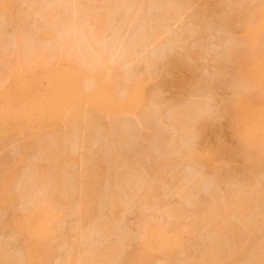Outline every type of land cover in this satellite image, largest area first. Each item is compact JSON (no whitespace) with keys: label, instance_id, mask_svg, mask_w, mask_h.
I'll list each match as a JSON object with an SVG mask.
<instances>
[{"label":"rangeland","instance_id":"obj_1","mask_svg":"<svg viewBox=\"0 0 264 264\" xmlns=\"http://www.w3.org/2000/svg\"><path fill=\"white\" fill-rule=\"evenodd\" d=\"M59 1L60 2L58 3V1H56V0L55 1L54 0H11V2H12V9L11 10L13 11V13H12V11H11V13L14 14V12H15V15H12L11 13L6 14V15L5 14L0 15V18H1L0 19V85L2 84L3 77L10 70L11 66H9V65L12 64L11 61L13 60V62H14L16 59L14 57H17L18 45L20 44L19 46H21V49H23L24 47L27 46L26 48L23 49V50H26L25 52H28L29 50H30V52H32L33 50L31 51V47L34 49L40 48L38 42H40V40H42L40 38H41L44 30L46 29L47 17L51 14V12L57 13V10L59 8H61V10L59 9L60 14H61V12L64 13L66 11V10L64 11V9H66V8L69 9L70 5H71V7H73L72 5H73L74 1L79 2V0H69V1L66 0V1H64L65 2V4H64V2H62L63 0L62 1L59 0ZM67 1H68V3H70V2H72V3H70L69 6H65V5H68ZM139 1L140 0H117V1L113 0V1H111L112 2L111 3V2H109V0H80L81 3H83L84 5L85 4L87 5L86 8H89L90 13L91 12L94 13V11L96 9H97V11H95V12H97V13L99 12L98 14L103 13L102 14L103 17L99 15V17H101V19L103 18L102 22L103 21L104 22L109 21L107 24H105L106 25V29H105L106 31H105V33H103V35H104L103 39L105 42L104 46L107 47L106 50L107 49H108L107 51L113 50V52H111V51L110 52L106 51V52L109 54L112 53V54H110V56H112V58L111 57L110 58L112 61L111 64L114 65L113 67L116 69V71H115L117 74L116 77H118L119 80L121 79L123 82L127 81L126 79H128V80H130V79H135V80L143 79V80H145L144 90H145V88L147 89V90H145V92L147 91V93H148L147 98L149 100L146 99V100H148V102L145 104L146 106H144L139 111L133 113L134 115L133 114L132 115H130V114L126 115L119 122H116L112 118L111 119L110 118H104L102 120V122L100 123V125H98V126L96 125L97 127H94L95 130L93 129V131H91L93 134L91 132H90L91 134L90 133L88 134V136H92V137L89 138L87 136V134L85 135L86 137L84 136L86 140H82L80 138V136H78L77 134L76 135L78 138H76V136H73L75 134L73 132V127H71V125L68 126V127H70L69 132L67 131L68 127H66V133H68V135H67L68 137H67V140H65V142H66V145L68 144V146L65 145V142H64V146H66L67 147L66 149H68V147H70L71 145H73L74 147H76V145H78L77 149H74L73 146L70 147V148H72V150L73 149L75 150V155H73L74 154L73 151H72L73 154L71 153V149L68 150V151H70L69 154L74 156L76 158L75 160H79V159L82 160L83 158H85L87 160L89 157V159L87 161L85 159L83 160L84 162L86 161V164H88V166H89V164H91L92 159H93V162H95L94 159L96 160V158H98V160H96L97 162H100L99 160L101 159V162L98 164L101 166V163H102L101 168H103V167L105 168V169L103 168L105 171L103 169L102 170L105 173H107V175L104 173L105 178L102 179L101 182H100L98 177H96V180L99 182H97L95 180V177H93V176H92V178H93L92 180H90L91 177L89 178L90 183H93V181L95 180L94 182L97 184L96 188L98 189L97 191L99 193L97 194V197H95V199L93 201V202H95L94 205L92 204L93 207H92V205L90 206L91 208L85 207V208H87V210H85V208L83 209V207L82 208L79 207V204L77 202V201H80V199H79L80 195L77 194L79 192V191L77 192L78 186L80 187V185H77V188H75V187H76V184L78 182L81 183V181L78 180L79 174H82V175L85 174L83 172H85L84 170H86L87 169L86 167H88V166H86V164L84 162H81V160L75 161L76 163L74 162L75 165L72 164V167H71V165H69V167H70L69 170H68V166H66L67 167L66 171H67V174L69 176V179H67L68 178L67 175H64L65 174V170H64L63 176L67 177V178L63 177L64 183L66 182V179H67V181H68L67 183H69V185L71 184L70 187L66 186V188H68L67 190L70 191V193L67 197L72 196L73 194H75L76 196L73 197L74 196L73 195L72 196L73 199H72V197H70V200H69V198H66V199H68L67 202H65V200H66L65 199L61 205L59 204V207L61 206V208L59 209V221H57L55 231H53V233L51 234V236L47 240V246L49 245V253H50V251H51V253L48 255V257L45 261L46 264H77V263L83 264V261H82L83 256L82 255H84V257H83L84 259H86V257L89 259V258H91L90 251H93L95 249L99 250V247L102 245H103L102 246L103 248L106 245L108 247H113V246L116 247V245H118L117 247H119L122 251V252L118 251V252H120V253H117L118 257H116V255H115L114 259L112 260L113 262L111 261L108 264H110V263L111 264H125L126 263L125 261L127 259H129L131 257H137L138 254H140V253H145V251L143 250V247L141 246V244L139 242V239H141V235L143 234L142 233L143 230H145V231L150 230L154 227H157L160 230L163 229L168 233L172 232V233H170V235L177 234L176 232L181 233L180 234L181 236L179 234L177 236L178 238H179V236L181 238V239L179 238L181 246L176 248V250L173 252L171 257L167 259L168 261H164L165 258L163 259L162 256L158 255V253L154 254L153 257L150 258L151 259L150 260L151 262H149L150 264H190V263H193L196 261V259H198V258L200 259L201 257H203V255H204L203 258H205V255L207 253V250H206L207 248H205V245H206V247L208 245V244H206L207 243L206 241H208L210 239L209 238L208 240H205V241L203 239V237H206V235H207V234H204L206 229H203L204 226H202V225L206 224L204 222H203V224L199 223L200 226H202V227L201 228H199L200 226L197 227L198 230L194 231L195 233L193 232L194 233L193 235H192V233L190 234L189 232L183 231V228L181 227L182 224L185 222L183 224V225H185L187 220L190 219L189 218L190 216L192 218L194 217V215L192 216V213L195 212V208L193 209V207H195V205L200 203V200L202 201V204L203 203L212 204L213 201L217 202L222 197H225V195L227 193H228L227 195H229L232 193V191L235 192L236 190L238 191L239 189H244L247 184H248L247 190L248 189L252 190L253 187H255L256 191H261V193L264 190V168H263L264 167V163H263L264 161H260V162H262L261 164L255 158L251 161H247V159H246V161L249 163L243 161V160H245L244 156L246 155V153H251V152H252V155L254 154V156L256 154L257 157H258V155H259V157H261V156L264 157L263 156L264 155L263 154L264 153V144L259 142L253 146H250L249 148H247V151L250 149L249 152H246V150L245 151L242 150L241 146L243 145V142L239 139V137L236 134V129H235V117H236L235 113L236 112H234L235 105L237 104V101H239L241 99V97L242 98L248 97L249 100H248V98H247V100L253 102V100H256V99H257L256 101H259L261 99L262 95L264 96V78L262 79L263 81L261 82L260 86H256V87L254 86L255 87L254 88V87L249 86L244 81L243 71H242V69H243L242 66L245 64V61L247 62L250 55L253 54L256 56L260 55L259 57H264V30L262 31V29H264V28L262 26L260 27V29H261L260 31H262V35L258 36V41L256 42L255 46L251 49L252 53L247 49L245 42H243V39H244V37H243L244 36L243 26L247 22L253 23L256 20L257 15H255V11L257 9H259V7L264 6V0H187V2H184V3L182 0H180V2L178 0H176V1L175 0H167L166 1L167 4L164 2L165 0H163V1L160 0L158 2L159 5L157 4V6L154 5L155 0L154 1L153 0H142L140 2ZM184 1H186V0H184ZM36 2H38V3H36ZM84 2H87V3H84ZM115 2H116V4H115ZM117 2H118V4H117ZM156 2H157V0H156ZM160 2L161 3L164 2L165 5L162 4V6L164 5L163 6L164 9L165 8H168V9L173 8L172 11L174 12V10L177 8L174 12V13H176V11H178L176 14L177 16H175V19L172 18V20L170 19V21H169V19L167 21H165L164 18H160V15L161 16L165 15L164 14L165 10L162 8ZM177 2L180 5V7L177 4ZM77 3H75V4H77ZM168 3L171 4L172 8L168 7V5L170 6V4H168ZM34 4H35V6H34ZM128 4L130 6H128ZM186 4L187 5L190 4L189 5L190 7L189 6L186 7ZM174 5L176 7H174ZM91 6H93V7H91ZM64 7H66V8H64ZM124 7H125V9H124ZM31 8H32V10H31ZM114 8H116V9L113 10ZM136 8H138V9L142 8V10L144 11L143 15L144 16L147 15V16L143 17L141 14L142 11H140L141 15H139V17H138ZM181 8L183 10H181ZM99 9H100V11H98ZM52 10H54V11H52ZM166 11H168V10L166 9ZM114 13L116 14V16ZM150 14H152V15L150 16ZM46 15H48V16H46ZM77 15L80 17L79 14H77ZM105 15H108V16L106 17ZM24 16H26V17H24ZM78 16H75V18L79 19ZM153 16L157 17L158 24H159L161 19L165 21L164 22L161 20V22H163V24H159V26L163 25L165 29L162 31L163 36L159 35L157 37V41H155L156 44L154 41L153 42L151 41L152 40L151 35L153 33L150 34L151 32H153L152 31L153 29L156 30V27H158L157 22L155 20V17L153 19ZM83 17L84 16L80 17L81 23L80 22H77V23H80L81 26L85 28V30H88V29H86L87 27L84 24L86 22V18L85 17L83 18ZM113 17L115 18L114 20L112 19ZM133 17H136L137 19H134ZM226 17H228L229 19H227ZM14 18L15 19H22V20H20L18 22V24L15 25L13 23V21L15 20ZM105 19H107V20H105ZM123 19L126 23L124 22L122 24ZM139 19H140V21H139ZM147 19H151V21L155 20V23H156L155 26L156 27H154V25L152 27L149 26L150 23L153 24V22H151L150 20H147ZM42 20H44L45 22ZM142 21H149V23L145 22V24H144ZM166 22H169V23L167 24ZM229 22H231V23H229ZM164 23H166V24L164 25ZM143 24H144V26H142ZM121 25L123 26V27H121V28H123L122 30H120ZM24 27L25 28L27 27L28 34L26 31H24V29H23ZM116 27H117V30H116ZM118 27H119V30H118ZM150 27L152 28V30L150 29ZM29 30H31V31L35 30V32L32 31L33 32V34H32V32ZM78 30L82 31L80 29H77V31ZM155 30H154V32H155ZM55 31L58 34L57 41L52 45H48L49 43H46L47 44L46 48H52L55 51L60 50L63 46L64 47L68 46L70 44V39H71V42H72L73 38H74V41H76V40L80 39L81 36L83 35V34L81 35L80 32L78 31L77 32L78 33L77 34L78 39H76V37L74 35L76 33V31L72 35L73 37L70 35L71 34L70 30L64 31L63 28L59 27V29L58 30L55 29ZM89 31H91V30L89 29L88 32ZM116 31H118V32H116ZM164 31H165V33H164ZM90 33L93 34L92 31ZM31 34L33 37L31 36ZM37 34H38V36H37ZM85 34H87V31H85ZM18 35L20 37H18ZM27 35H28V37L31 36L32 38L29 37L27 39ZM39 36H40V38H39ZM84 36L89 37V33L87 35H83L82 37H84ZM148 36L149 37L151 36V37L148 38ZM33 38L34 39L36 38V39L33 40ZM37 38H39V39H37ZM85 38H83V39H85ZM147 38L150 39L151 42L149 40H147ZM29 39H30V41L27 42ZM83 39L81 38L79 40V42L81 41L84 43V41H86V40H83ZM171 39L174 40L175 42L171 41ZM20 40H22V42ZM23 40H25V43H23L24 42ZM134 40H136V41H134ZM132 41H133V43H132ZM244 41H245V39H244ZM32 42H34L36 44L34 46H29V48H28V45ZM42 42H44V41L42 40L40 42V44H41V47L44 48L45 42L43 44H42ZM79 42L78 41L75 42L76 44L78 43L76 47H78V45H79V47H78V49L80 48L79 51L81 50V52L84 53V49H86L87 47L85 48V46H82V45H85V44L88 45V43L86 42L85 44H83V43H81V42L79 43ZM134 42H136V43H134ZM21 43H23L24 45H22ZM34 43H32V44H34ZM104 46H102L101 48H104ZM91 47L94 48L95 46H91ZM91 47L89 46L90 49L89 48L87 49L89 51L85 50V53L90 52ZM95 48H97V46ZM73 49L76 50V48H73ZM77 50H76V52L79 54L80 52ZM93 50H91V51H93ZM128 51L130 54L128 53ZM188 51H190L192 53H188ZM91 53H88V54H91ZM187 53L191 55L190 58L196 57V59H197V61H196V59H194V60L191 59L194 63L197 62L195 64V68L194 69L192 68L193 71L190 70L191 72H189L185 69H182L183 67L180 68L179 64L175 65V67H174V65H173V67L171 66L172 63L170 64L169 62H171L172 59L178 60V58L181 55H182L181 56L182 58H179V62H180V60L181 61H184L186 59L188 60L189 56L186 58ZM14 54H15V56H13ZM172 55L173 56L175 55L174 58L173 57L171 58ZM178 55H179V57L177 58ZM169 57L171 58V61H169L170 60ZM187 60L185 62L188 63L189 66L192 65V67H194V63L191 64L190 63L191 60H189V62H187ZM154 61H157V62H154ZM149 62H150V64L152 63V65H153V63L156 65H154V66L149 65L148 64ZM119 63H121V64H119ZM181 63H183V62H181ZM27 67H28L27 68L28 70H27V74L25 75V78L28 79V77H31L34 73H36L38 68H37L36 64L34 65L32 63ZM67 68H68L67 62H61L60 66H58V70L60 72L66 71ZM119 74H121V75H119ZM73 75L74 74H66V72H65V73H63L62 76H60L61 82H63L64 85H62L61 87L59 86V92H68V91H70V89L73 88V86H74L73 85V81H74ZM67 81L68 82L72 81V84L67 83ZM180 81H182V83ZM178 82H180V83H178ZM83 87L84 86H82V88ZM53 89L54 90L58 89L57 85L56 86H54V85L48 86L46 81L43 80V81H41L40 85L37 87L36 90H37L38 94L42 96L45 93L49 94L48 92H51ZM3 93H4V91H3ZM117 93H118V91H117ZM5 94L9 95V90H7L5 92ZM121 94L122 93H119L118 95H121ZM145 94L146 93H144V95ZM72 97L73 96L66 95L63 98L64 101L62 100V98H60V100H62L64 103L65 101L71 100ZM145 97H146V95H145ZM258 98H259V100H258ZM24 100L25 99L23 97H20L17 95L16 102H15L16 106H18V104H19V107H20L21 101L23 103ZM60 100L56 103V105H55V103H54V105L52 104L50 109H53L54 111H57L58 113H61V111L63 109H66L67 106L62 105L63 103ZM254 103H255V101H254ZM182 107H183V111L182 110L180 111V109H182ZM191 107H192V109H191ZM172 110H174V111L172 112ZM186 110L193 112V113H190ZM176 111H179L181 113L177 112L178 114H176ZM195 111H197L198 113H196ZM257 111L253 114L251 119H252L253 126L256 127V129H257L256 131L258 134H256V136H257V140H258V138L259 139L264 138V137H262V136H264V110L258 111V112ZM171 113H173V115ZM188 113H190V115H188ZM194 113L197 114V115L195 114V117H194L195 120H193L194 118H192L194 116ZM181 115H187V116L183 117ZM172 116H174V117H172ZM175 116H177V117H175ZM200 116H201V118H200ZM187 117H188V119H187ZM181 118H182V120L187 122V125L184 127L185 129L182 128L183 130H185V132L188 131L186 133L181 132V131H183L181 129V127L184 126V122H183V126H181L182 120H181V122H178V121H180ZM190 119H192V120H190ZM198 120H200L201 122H199ZM174 123H177V124L174 125ZM178 124L179 125L181 124L180 128H179ZM188 125H190L189 127H191V128H189ZM261 125H262V127H261ZM202 126H205V127H202ZM176 127H178V128L176 129ZM186 127L188 128V130ZM199 129H200V131H199ZM190 130H192L191 134H190V132H191ZM202 130L203 131L206 130L205 131L206 134H205V132H202ZM71 133H73L72 134L73 137H71ZM182 133H184V134H182ZM35 134L36 133L34 130L27 129L24 135H22V136L18 135L15 137L12 136V137H10L11 138L10 140H8V138H6L3 140L4 142L2 141L0 143V172L2 171V173H3L4 172L3 169H8V167H5V166L11 167V165L15 164L17 161L21 162L20 164H16V166L14 167V169H17V171H15L16 175H14V179H13L12 187H11V191L14 190L13 192L15 193V196L17 195L16 198H18V199L15 201V203L13 204L12 207H10L9 209H7L5 211L0 212V246H2V248H3L2 250L0 249V252L3 253L2 255H5L4 253H6V255L8 254L7 256L5 255L7 257V259L12 257L13 259L16 260V263H18V264H24L25 263V260H24L25 259V256H24L25 253L22 250V246H23L22 235L16 229H14L11 225L12 217H14L15 215L27 213V210L28 209L31 210L30 207L33 208L35 203H36L35 206L37 204H39V205H46L49 209H53V208L58 209V206L56 204L46 202V200L50 199L48 195H50L51 193L48 194V192L52 191L55 187V185L52 183L53 181H51L52 179L50 177H46V174H48V169H49L48 166L51 165V164H49L50 161L47 160V156H49V154L54 153V152L53 151L47 152V150H49L47 148L46 149H44V148L40 149V147H38V145H37L38 144L37 141L39 139V136H37ZM180 134H182V135H180ZM187 134L189 135V137ZM192 134H194L195 136ZM197 134H199V135H197ZM35 136H37L38 138H36ZM181 136L183 139L186 138L185 139L186 141L182 140V138L180 139ZM73 138L76 140L79 139L80 143L75 145L74 144L75 141L73 140L71 145H69V140L73 139ZM29 139H31V140L28 144L30 146V143L32 142L33 148H31V146L26 148L28 146V145H26L27 144L26 142H28ZM35 139L37 141H35ZM48 139H51V138H48ZM201 140H204V141L201 142ZM111 141L113 142L114 145H112V143H110ZM177 141H179L180 144ZM258 141H262V140H258ZM70 142H71V140H70ZM85 142H86V144H85ZM200 142L202 144H204L203 146L208 145L206 150L207 151L209 150V152L212 153L213 158H211V160L208 164L209 167H207V168H205V167L202 168V166L200 164L196 163V161L191 160L192 161L191 162L187 159H184L185 157L182 156L186 152L191 150V146H192L193 150L199 149V147H202V144ZM24 143H26V144H24ZM35 143H37V144L34 145ZM120 143H121V145H120ZM176 143H177V145H176ZM79 144H80V146H79ZM172 144L175 147L176 146L179 147L180 149L178 148V150H180V151L176 150L177 148L175 149ZM198 144H200L201 146H199ZM25 145H26V147H25ZM53 145H54V142L52 144V147L49 146V148L51 150H53L55 147V146L53 147ZM85 145L86 146L89 145V146L86 148ZM64 146H62V147L64 148ZM35 147H36V149H35ZM58 147L59 146H56L55 148L57 149ZM170 148L172 150H170ZM202 149L205 150V148H203V147H202ZM38 150H40L41 152L45 151L46 153L44 154V152H43L41 154L40 151H38ZM109 150H110V152H109ZM169 150L172 151V153L171 152L169 153ZM102 151L104 152V154L102 153ZM181 151H183V152L186 151V152L181 153ZM37 152H39L40 155ZM176 152H177V154H176ZM243 153H245V154H243ZM46 154H47V156H46ZM101 154H103L102 157H101ZM38 155L41 158V159L39 158L40 160L38 159V157H39ZM42 155L44 156L45 160L43 159ZM90 155H92L91 156L92 159H90L91 158ZM109 155H110V157H109ZM112 155H113V157H112ZM123 155H125L126 158ZM117 156H120L121 158L118 157L119 158L118 159ZM122 157L124 158V160L125 159L126 160L125 161L121 160V159H123ZM111 158L114 162L116 161V163H113L111 161ZM113 158H116V159H113ZM165 158H166V160H165ZM127 159H130L134 163L141 164L140 166L142 168L139 167V169H142L141 173H140V170L137 169L138 168L137 166H139V165L133 167V168H135V171L138 170V172H136V173L134 172L135 174H137L135 180L138 179L136 181L139 182V181H141V180H139V178H143V179L148 178V179L143 181V182H145L144 185L150 184V186H152V187H153V185L157 186V187L155 186L156 187L155 189H157L156 191H158L157 199H154V201L150 202L149 204H145V203L140 204V202L129 203L132 201H130L125 196L119 197V200L122 203L121 207H122L123 211H121V212L123 214L120 213V216L117 215L119 217V219H116V217H113V221L110 222V220H112V219L109 217L110 216L109 213L112 211V209L110 208V205L112 207V204L109 203V201H110L109 199H111L109 196V192H110V190H112V187L114 190L116 188V186L114 188V186H112V185H114V184L117 185L118 183H120L119 180H118L119 182L116 180V183H115L113 180V177L115 175L113 177H112V175L114 174V172H116V169H117L116 168L117 165H115V164H117V162L119 160H121V162H127ZM162 159L164 162L165 161L169 162L171 160L173 162H175V159H176V163L172 164L173 162L172 163L170 162V165L172 164L171 167L168 166L169 163H168V165H165V168L161 167V170L163 168L164 169L161 171L160 175L156 174V177H155L154 173H153L154 168L158 166L160 160H162ZM178 159L181 162L177 161ZM41 160L42 161L44 160L45 163L44 162L41 163L42 162ZM46 161H48V162H46ZM7 162H9V163H7ZM93 162H92V165H90V166H93ZM121 162H118V163H121ZM134 163H132V164H134ZM155 163L157 166L155 165ZM179 163L180 164L188 163V165L182 164L181 166H183V167L179 166L180 167L179 168L177 166V164H179ZM189 163H191L193 165L195 164V166H193L191 164L189 165ZM83 164H85L84 166H86L85 169H82ZM127 164L130 165V161L127 162ZM262 164H263V167H262L263 169L261 168ZM96 165H97V163H96ZM125 165L126 164L124 163V165H122V166H125ZM134 165H136V164H134ZM35 166H37V167H35ZM114 166H116V167H114ZM122 166L119 164L118 168L121 167V169L122 168L125 169V172L127 169L130 170V168L127 165L125 166V167H127V169L125 167H122ZM166 166H167V168H166ZM176 166H177V169H176ZM190 166H193V167H190ZM244 166L246 167V169ZM63 167H65V165H63ZM36 168H38L39 171H37ZM89 168H88V170H89ZM133 168H131V169H133ZM123 169H122V171H120V169H119V171H120L119 173L123 172ZM213 169H215V170H213ZM227 169H229V170L232 169L233 172L232 171L229 172ZM35 170H36V172L41 171L43 173V175L46 173L44 176H41V178H38L39 180L41 179L40 182H38L39 180H37V177L35 176V173H36ZM88 170H87V172H88ZM152 170H153V172H152ZM133 171H134V169H133ZM133 171H132V173H133ZM220 171H221V173H220ZM225 172L228 174L232 172L231 174H229L230 176L227 175V179H228V177L231 179L227 180L225 178L226 177ZM246 172L248 173V175ZM138 173L140 175H138ZM1 174H0V176H1ZM142 174H144L145 177ZM219 174H221V175H219ZM222 174H224V175H222ZM157 175H159V176H157ZM217 175L220 176V178H219L220 180H217L216 177H219ZM231 175L233 178L231 177ZM33 176H34V178H33ZM138 176H139V178H138ZM191 176H194V177H191ZM43 177H45V179L47 178L48 181L50 180V182L53 185H51V183L49 184L47 179L45 180ZM152 177L153 178L155 177V178L153 179ZM115 178L116 177H114V179ZM201 178H202V180H201ZM221 178H222V180H221ZM193 179H195V180L193 181ZM210 179H211L212 183L209 181ZM149 180H150V182H148ZM215 181H217V182L214 183ZM152 182H153V185L151 184ZM198 182H201V184ZM13 183H14L15 187H13L14 186ZM30 183L32 186L30 185ZM34 183H35V186H33ZM64 183H63V185H64ZM67 183H66V185H67ZM190 183H191V185H190ZM27 184H29V186ZM139 184H140V186L143 185L140 182H139ZM36 185H38V186L36 187ZM50 185H51V190H50ZM74 185H75V187H74ZM186 185H187V187H186ZM192 185L194 186V189L198 188L197 191L195 190L196 192H193V194H196L195 195L196 197H194V201H192L193 200L192 191H194ZM201 185H203V187H205V186L206 187L202 189ZM119 186H122L121 183ZM188 186L189 187L191 186L190 187L191 195L189 194V197H191L192 200L190 198L189 203H191L192 206L188 203L189 197H186L183 195V194L188 193V190H189ZM237 186H239V187H237ZM35 187H36V189H35ZM259 187L260 188L262 187L261 190ZM27 188H28L29 192L26 190ZM29 189L32 191H30ZM117 189L118 188H116V190ZM71 190L74 191L73 194H72ZM116 190H115V192H116ZM245 190H246V188H245ZM34 191H35V193H34ZM112 191L110 192V194L112 193ZM32 192L34 195V197H33L34 200H32V198H31ZM117 192L120 193L121 190L120 191L118 190ZM245 192H247V191H245ZM179 193H182V195ZM44 195L48 196V198L46 200L43 199V197L46 198V196H44ZM107 197H109V199ZM76 198H78V200ZM184 198L185 199L187 198L186 199L187 202H184L185 201ZM259 199H257V201ZM215 200H217V201H215ZM261 200L256 202V204L254 202V205L256 207L258 205L259 208L261 207L260 209H264V201H263V199H261ZM181 201H183V203L185 205ZM82 203L80 206H82ZM186 204H187V206H186ZM180 205L182 206V208L184 206L185 211L182 214V217L183 216L184 217L183 218L180 217L181 219L178 217V219H177V216H174L172 214V212L174 210H176V208H175L176 206L178 208H180L179 207ZM203 205H206V204H203ZM185 206H186V208H185ZM80 208H81V210H79ZM108 208H110L109 211H107ZM82 209L85 212H83ZM166 209H168V211L171 212L170 215L168 214L169 212H167ZM260 209L256 208V212L258 214L260 213V216L258 218L256 217V219L258 221L264 220V212H263L264 210H260ZM170 210H173V211H170ZM0 211H1V209H0ZM79 211L82 212V214L86 213V215H84V217L85 216L87 217L86 219L84 218L85 220L83 221V223L81 225H80V221L78 220L79 216H78L77 212H79ZM102 214L105 215V217ZM171 214H172V216H171ZM253 214H255V212ZM252 215H251V217H252ZM107 216L109 218H106ZM254 216H256V215H254ZM101 217H103V218H101ZM100 218L102 219V222L99 223L100 224V226H99L98 222L101 220L98 221L97 219H100ZM104 218H105V220L110 219L109 220L110 224L105 225V223H108V220H107V222L104 221L105 223H103ZM114 218L117 221H114ZM193 219H191V220H193ZM76 220H78L77 222H79V223H77ZM91 220L93 223L90 222ZM191 220H189V221H191ZM232 222H233L232 223L233 226L238 229L237 230L238 235H235V236L229 235V237H228L229 240H227V242L225 243V244H227V246L225 248L220 247V249H216V246H213L211 244L214 247V250H216V251L220 250L221 253L224 251V256H227L228 258L230 256H232L233 253L236 254V251H239L240 246H239V248L237 247V242H239V240H242L244 238V236L247 235L246 231L243 229L244 227L241 225V221L232 220ZM101 223H103L106 227H109L111 229V230L108 229V230H110V231H108L109 234L106 230H104L105 229L104 227H103V229L101 228V226L103 225V224L101 225ZM199 224H197V225H199ZM79 225H80V228H79ZM95 226H99L98 230L101 229L102 231H100V233H99V231L97 230V228H95ZM94 228H95V230H94ZM180 230L182 232H180ZM239 232L240 233L242 232L241 235H239L240 234ZM104 233H106L105 236H103ZM188 233L190 235H188ZM248 234L250 235V233H248ZM254 234L256 236L259 235L260 239H262L264 237V236H261V235H263L261 233V231H260V233L258 232V233H254ZM83 235L85 236L84 238H83ZM252 235H251V237H252ZM208 237H209V234H208L207 238ZM247 237H248V235H247ZM247 237H245V240H247L246 239ZM251 237H248V238H251ZM212 239H213V237H212ZM212 239H210V240H212ZM213 241L214 240H212L211 242H213ZM203 242H206V243H203ZM152 245H154V243ZM209 245H210V243H209ZM102 247H100V248H102ZM85 248H87V249L85 250ZM217 248H218V246H217ZM222 248H223V251L221 250ZM2 251H5V252H2ZM216 251H213V252L215 253ZM220 251H217V253H219ZM247 251H249V249ZM252 251H253V249H252ZM250 252H248V253H250ZM88 253H89V255H88ZM253 253H254V251H253ZM246 255L248 257V254H246ZM252 255L253 254L250 253L249 256H251V258H252ZM80 257L82 260L79 259ZM227 257H225V258H227ZM244 257H246V256H244ZM115 258H116V261H115ZM160 258H162L163 260ZM222 258H224V257H222ZM231 258L232 257H230V259ZM248 258H250V257H248ZM248 258H244V259H248ZM251 258L248 260H251ZM13 259L11 261H14V263H15V260H13ZM223 260H225V259H223ZM242 261H244V260H241V262H239V260L238 261L236 260L237 263L239 262L238 264H241ZM236 262H234V264ZM245 263L247 264V262H245ZM248 263H249V261H248ZM144 264H148V263L145 262Z\"/></svg>","mask_w":264,"mask_h":264},{"label":"bare ground","instance_id":"obj_2","mask_svg":"<svg viewBox=\"0 0 264 264\" xmlns=\"http://www.w3.org/2000/svg\"><path fill=\"white\" fill-rule=\"evenodd\" d=\"M56 1H58V3L60 2L59 0H56ZM64 1H66V0H63L62 2H64ZM68 1H67V3H68ZM111 1H113V0H111ZM111 1L109 0V2H111ZM140 1H142V0H140ZM159 1L160 0H157V2H156V0H155L154 1L155 2L154 5L157 6ZM166 1L167 0H165L164 2L167 4ZM178 1L180 2V0H178ZM182 1H183V3L187 2V0L186 1L182 0ZM77 2L76 1L73 2V5H72L73 7H71V5H70V3H72V2L68 3V5H65V6H69V5L70 6H69V9L64 7V8H66V9H64V11L66 10L64 13L61 12V14H60L59 11L61 10V8H59L60 10L56 9L57 13L56 12L55 13L51 12L50 15L48 14L49 16L46 15V16H48L47 17V21H46V29L44 30L41 38L39 36V38L42 39L45 42V43L42 42V44L44 43V48L41 47V44H40V42L42 40H40V42H38L40 48H37L38 46L36 47L37 49H34V48L31 47V51L33 50L32 52H30V50L28 52H25L26 50H23V49L26 48L27 46L24 47L23 49H21V46H19L20 44L18 45L17 57H14V58H16L14 62H13V60L11 61L12 64L9 65V66H11L10 70L3 77L2 84L0 85V143L6 138H8V140H10L11 139L10 137H12V136H14V137L18 136V135L22 136V135L25 134L27 129H32V130L35 131V133H36L35 135L39 136L38 141L35 139V141H37L38 144L35 143L34 145L37 144L38 147H40V149L41 148L49 149V150H47V152L48 151L49 152L50 151L54 152V153L49 154V156H47V154H46L47 160L50 161L49 164H51V165L48 166L49 167L48 174L50 176L48 174H46V173L45 174H46V177H50L52 179L51 181H53L52 183L55 185V187H54V189L52 191L48 192V194L51 193L50 194L51 196L48 195L50 199L46 200L48 198V196H46V195H44V196H46V198L43 197V199L46 200V202H50V203L56 204L58 206V209H56V208L55 209L54 208L53 209H49L46 205H39V204H37L35 206V204H36L35 203L33 208L30 207L31 210H29L27 208L28 209L27 213H23V214H20V215H15L11 219L12 227L14 229H16L22 235V239H23L22 250L25 253V255H24L25 256V259H24L25 263L24 264H46L45 261H46L48 255L51 253V251L49 253V245L47 246V240L49 239V237L51 236L53 231H55V228H56V225H57V221H59V209L61 208V206L59 207V204L61 205L66 198H69V200H70V197H72L73 195H74L73 197L76 196L75 194H73L74 191H72L73 190L72 189L71 192H72L73 195L67 197L69 195L70 191L67 190L68 188H66V186L70 187L71 184L69 185V183H67L68 182L67 179H69V176H68L67 171H66L67 170L66 166H68V170H69L70 169L69 165H71V167H72V164H74L75 161L81 160V159L75 160L76 158L74 156H72L71 154H69L70 151H68L69 149H71V153L73 154V152H74L73 155H75V150L74 149L78 148V145H76V144H78L80 142H79V139H77V140L74 139V138L70 139L71 142L69 140V145H71V143L74 140L75 141L74 144L76 145V147L71 145V146L74 147L73 150H72V148H70L71 146L68 147V149H66L67 148L66 146H68V144L66 145V142H65V140H67V137H68L67 136L68 133H66V127L71 125V127H73V132L75 134L73 136H76V138H78L77 137V135H78V136H80V138L82 140H86L85 139V137H86L85 135L87 134V136H88V134L91 131H93L94 127H97L98 125H100V123L102 122V120L104 118H110V119L112 118L116 122H119L126 115H129V114L132 115L133 113H135V112L139 111L140 109H142L144 106H146L145 104L149 100L147 98L148 97L147 96L148 93H147V91L145 92V90H147V89L145 88V90H144L145 80H143V79H137V80H135V79H130V80L126 79L127 81L123 82L121 79L119 80V78L116 77V75H117L116 72H115L116 69L113 67L114 65L111 64L112 63V61H111L112 56H110V54H112V53H110V54L107 53V52H110L111 50L110 51H107L108 49L106 50L107 47L104 46L105 42H104V39H103V36H104L103 33H105V31H106L105 30L106 29V25L105 24H107L109 21L108 22H104V21L102 22L103 18L101 19V17H99V15L102 16L103 13L98 14L99 12L98 13L95 12V11H97L96 8H95L96 10L94 11L95 14L92 13V12L90 13L89 8H86L87 7L86 4L84 5L83 3H81L82 1L80 2V0H79L78 3ZM164 2H162V3L160 2L161 6H162V4H164ZM36 3H38V2H36ZM75 3H77V4H75ZM84 3H87V2H84ZM64 4H65V2H64ZM115 4H116V2H115ZM117 4H118V2H117ZM168 4H170V3H168ZM177 4H178V2H177ZM189 5L186 4V7L189 6ZM34 6H35V4H34ZM128 6H130V5L128 4ZM163 6H162V8H163ZM91 7H93V6H91ZM168 7L172 8L171 4H170V6L168 5ZM174 7H176V6L174 5ZM179 7H180V5H179ZM116 8H114L113 10H115ZM11 9H12L11 0H0V15L10 14L11 11H12ZM124 9H125V7H124ZM137 9L138 8H136L138 17L141 14H142L143 17L147 16V15H145V16L143 15L144 11L142 10V8H139L138 10ZM166 9L168 11H166ZM31 10H32V8H31ZM164 10H165L164 11L165 15H162V16L160 15V18H164L165 21H167L168 19L170 21V19L172 20V18L175 19V16H177L176 14H177L178 11H176V13H174L175 10L173 12L172 11L173 8L172 9L165 8ZM181 10H183V9L181 8ZM52 11H54V10H52ZM98 11H100V9ZM140 11H142L141 14H140ZM12 13H13V11H12ZM77 14H79L80 17L84 16L86 18V22L84 23L86 25V27H87L86 29H88V30L90 29L93 34L90 33L91 31L88 32V30H85V28L81 26L80 17ZM12 15H15V12ZM151 15L152 14H150V16ZM255 15H257L256 16V20L253 23L252 22H247L243 26V33H244L243 37L245 39V41L243 39V42H245V45H246L247 49L250 52L252 51L251 49L255 46L256 42L258 41V36L262 35V31L264 30V29H262V31H260L261 30L260 29L261 26L264 28V26H263L264 25V6L263 7H259V9H257L255 11ZM75 16H78L79 19H76ZM105 16L107 17L108 15H105ZM115 16H116V14H115ZM24 17H26V16H24ZM136 17H133V18L137 19ZM154 17L155 16H153V19H154ZM226 18L229 19L228 17H226ZM112 19L114 20L115 18L113 17ZM124 19L122 21V24L125 22ZM20 20H22V19H15L13 21V23L16 25V24H18V22ZM105 20H107V19H105ZM147 20L151 21V19H147ZM155 20H156L157 26L159 28L155 26L156 25ZM155 20L151 21V22H153V24L150 23V25H149L151 27L153 25H154V27H156V30L155 29L152 30V28L150 27V29L153 31V32L150 33V34L153 33L151 35L152 37L150 36L151 39H152L151 40L152 42L153 41L154 42L157 41V37L159 35L163 36L162 31L165 29L163 25L159 26V24H163V22H161L162 19L160 20L161 23L159 22V24H158L157 17H155ZM42 21H44V20H42ZM139 21H140V19H139ZM162 21H164V20H162ZM77 22H80V23H77ZM142 22L144 24H145V22L149 23V21H142ZM166 23L168 24L169 22H166ZM166 23H164V25ZM229 23H231V22H229ZM144 24L142 26H144ZM59 27L63 28L64 31L70 30V33H71L70 35L71 36L76 31V33L74 34L76 39H78L77 38V34H78L77 32L79 31V30L77 31V29L82 30V31H79L81 35L82 34L83 35H87L89 33V37H87V36L82 37L83 36L82 35L81 38L83 39V38L86 37L85 39H83V40H86V41H84V43L81 42V41L80 42L83 43V44H85L87 42L90 47L91 46H95V47L97 46L98 49L95 48V47H94L95 49L93 47H91V50H93V49L94 50L93 51L90 50V52H86L85 53V50H87L89 48V46L87 44H85V45H82V46H85V48L87 47L86 49H84V53L81 52V50L79 51V49H80V48L78 49L79 45H78V47H76L78 43L76 44L75 42H77V41L79 42V40L81 39L80 37H79L80 39H78L76 41H74V38H73L72 42H71V39H70V44L68 46H65V47L63 46L60 50H57V51L53 50L52 48H46L47 47L46 43H49L48 45H52V44H54L57 41L58 34L55 31V29L58 30ZM121 27H123V26L121 25L120 28ZM23 29H24V31L27 32V27L26 28L24 27ZM122 29L123 28H121L120 30H122ZM116 30H117V27H116ZM118 30H119V27H118ZM154 30H155V32H154ZM29 31H31V30H29ZM85 31H87V34H85ZM33 32H35V30ZM33 32H32V34H33ZM116 32H118V31H116ZM164 33H165V31H164ZM27 34H28V32H27ZM32 34H31V36H32ZM31 36H29V37H31ZM37 36H38V34H37ZM18 37H20V36L18 35ZM29 37L27 35V39ZM150 37L148 36V38H150ZM39 38H37V39H39ZM148 38H147V40L150 41V39H148ZM35 39L33 38V40H35ZM20 41L22 42V40H20ZM23 41H24L23 43H25V40H23ZM29 41H30V39L27 42H29ZM134 41H136V40H134ZM171 41H174V40L171 39ZM23 43H21V44L24 45ZM32 43H34V42H32ZM32 43H30L28 45V48H29V46H34L36 44V43H34V44H32ZM132 43H133V41H132ZM134 43H136V42H134ZM155 44H156V42H155ZM102 46H104V48H101ZM73 48H76V50L78 49L77 51H79L80 53L78 54L76 52V50H74ZM87 51H89V50H87ZM111 52H113V50ZM88 53H91V54H88ZM128 53H129V51H128ZM188 53H192V52L188 51ZM187 54H186V58L189 56L188 60L186 59L187 62H189V60H191V59H193V60L196 59V57L190 58L191 55L190 54L187 55ZM13 56H15V54ZM174 56L172 55L171 58L172 57L174 58ZM181 56L179 57V55H178L177 58L178 57L182 58ZM259 56L260 55H258V56L253 55V54L250 55V57L247 60V62L245 61V64L242 66L243 67V69H242V71H243V79L251 87L260 86L261 82L263 81L262 79L264 78V59H263L264 57H259ZM171 58H170L169 61H171ZM179 58H178V60L172 59V61L169 62L170 64L172 63L171 64L172 67H173V65L175 67V65L179 64L180 68L183 67L182 69H185V70H187L189 72H191L190 70L193 71V69L195 68V64L197 62L194 63L191 60L192 62L190 61V63L191 64L194 63V67H192V65L189 66L188 63L185 62L186 60H184V61L180 60V62H179ZM196 61H197V59H196ZM61 62H67L68 63V68H67L66 71H61L60 72L58 70V66H60ZM154 62H157V61H154ZM181 62H183V63H181ZM31 63L34 64V65L36 64L38 70L36 71V73H34L31 77H28V79H27V78H25V75L27 74V70H28L27 66H29ZM119 64H121V63H119ZM148 64L152 65V63L150 64V62ZM154 65H156V64L153 63L152 66H154ZM65 72H66V74H74L73 75L74 76L73 77V79H74L73 85L74 86L68 92H59V86L61 87L62 85H64V83L61 82L60 76H62L63 73H65ZM119 75H121V74H119ZM43 80L46 81L48 86H50V85L56 86L57 85L58 89H55V90L53 89L51 92H48L49 94L45 93L42 96L39 95L36 89L40 85L41 81H43ZM180 82L182 83V81H180ZM180 82H178V83H180ZM67 83H69V84L71 83L72 84V81H70V82L67 81ZM82 86H84V87L82 88ZM7 90H9V95L5 94V92ZM3 91H4V93H3ZM117 91H118V93H117ZM119 93H122V94L118 95ZM144 93H146L145 94L146 97H145ZM17 95L20 96V97H23L25 99L23 101V103L21 101L20 107H19V104H18V106H16V103H15ZM66 95H70V96H73V97L71 98V100L65 101L63 103V101H64L63 98ZM60 98H62L63 101L60 100ZM247 98L248 97H246V98L245 97L244 98L241 97V99L239 101H237V104L235 105V108H234V112H236L235 113L236 114V117H235L236 134L239 137V139L243 142V145L241 146L242 150L243 151L246 150V152H249L250 149L247 151V148H249L250 146H253V145H255V144L259 143V142L264 144V138H262V139L258 138V140H262V141H258L257 140V136H256V134H258L257 131H256L257 129H256V127L253 126L252 119H251V117L253 116V114L257 110L258 111L264 110V96L262 95L260 100L258 98L259 101H256L257 100L256 99V100H253V102L248 101L249 98H248V100H247ZM58 99L60 101H62V103H63L62 105L67 106L66 109H63V110L61 109L62 110L61 113H58L57 111H54L53 109H50L52 104L54 105V103H55V105H56V103L59 101ZM146 99H148V100H146ZM254 101H255V103H254ZM191 109H192V107H191ZM181 110L183 111V107H182V109H180V111ZM173 111L174 110H172V112ZM186 111H188V110H186ZM177 112H179V111H176V114H178ZM188 112H190V111H188ZM195 112L198 113L197 111H195ZM179 113H181V112H179ZM190 113H193V112H190ZM190 113H188V115H190ZM196 113H194V116L192 115L193 116L192 118L195 117ZM171 114L173 115V113H171ZM181 116H183V117L185 116L186 117L187 115H181ZM172 117H174V116H172ZM175 117H177V116H175ZM200 118H201V116H200ZM187 119H188V117H187ZM181 120H182V118L180 119V121H178V120L177 121L181 122ZM190 120H192V119H190ZM193 120H195V118ZM200 120H198V121L201 122ZM183 122H184V126H183ZM185 122L186 121L182 120V123H181L182 125L181 124L180 125L183 126V127H181V129L182 128L185 129L184 127L187 125V122L186 123ZM177 123H174V125L177 124ZM180 125L178 124L179 128H180ZM189 126L190 125H188V127ZM202 127H205V126H202ZM261 127H262V125H261ZM69 128L70 127H68V130H67L68 132L70 130ZM177 128L178 127H176V129ZM189 128H191V127H189ZM187 130H188V128H187ZM190 131L189 132L191 134L192 130H190ZM199 131H200V129H199ZM205 131L202 130V132H205ZM181 132H185V130H183ZM186 132H188V131H186ZM72 134L73 133H71V137H73ZM182 134H184V133H182ZM182 134H180V135H182ZM205 134H206V132H205ZM192 135H194V134H192ZM197 135H199V134H197ZM37 136H35V137L38 138ZM88 137L90 138L92 136H88ZM188 137H189V135H188ZM262 137H264V136H262ZM48 138H51V139H48ZM181 138H182V136L180 137V139ZM185 139L182 138V140L186 141ZM30 140L31 139H29L28 142H26L27 144L24 143V144L28 145L27 147L25 145L26 148H28L30 146H31V148H33L32 142L30 143V146L28 144L30 142ZM202 141H204V140H201V142ZM53 142H54L53 147L54 146L55 147L59 146L58 147L59 149L58 148L56 149L54 147L55 150L54 149L51 150L49 148V146L52 147ZM64 142H65L66 146H64ZM177 142H179V141H177ZM110 143H112V145H114L112 141ZM85 144H86V142H85ZM179 144H180V142H179ZM120 145H121V143H120ZM176 145H177V143H176ZM198 145L201 146L200 144H198ZM203 145L204 144H202V147L205 148V150L202 149V147H199V146H198L199 149H194L193 150V148L191 146V150L188 149L189 150L188 152L181 151V153H185L186 152L182 156L185 157L184 159H187L189 161H191V160L196 161V163L200 164L202 166V168L203 167H205V168L209 167L208 164H209L211 158H213L212 157V153H210L209 150L208 151L206 150L208 145L207 146H203ZM62 146H64L65 149ZM79 146H80V144H79ZM88 146H86V148ZM36 147H35V149H36ZM173 147L175 149L177 148L176 150H178V148H179L177 146L175 147L174 145H173ZM170 150H172V149L170 148ZM170 150H169V153L170 152L172 153V151H170ZM38 151H40V150H38ZM178 151H180V150H178ZM43 152H44V154L46 153L45 151H43ZM43 152L40 151L41 154ZM109 152H110V150H109ZM37 153L39 154V152H37ZM102 153L104 154L103 151H102ZM103 154H101V157H102ZM176 154H177V152H176ZM243 154H245V153H243ZM110 155H109V157H110ZM91 156L92 155H90V157ZM123 156L126 158L125 155H123ZM112 157H113V155H112ZM118 157H120V156H117V158ZM244 157H245V160H243V161H245V162L251 161L254 158L257 159L260 164L262 163L260 161H264V157H262V156L259 157V155H258V157H259L258 158L256 156V154H255V156H254V154L252 155V152L251 153H246V155ZM39 158H40V156L38 157V159ZM43 159H44V156H43ZM84 159L85 158H83L81 160V162H84L83 161ZM88 159H89V157H88ZM90 159H92V157ZM113 159H116V158H113ZM246 159H247V161H246ZM44 160L43 161L41 160L42 162L41 161L40 162L41 163H43V162L45 163ZM96 160H98V158H96ZM96 160L94 159L95 162H93V159H92L91 160V164H89V166H88V164H86V161L84 162L86 164V166H88V167L84 166L85 164H83V166H82L83 167L82 169H85V167L87 168L86 170H84L85 172H83L85 174H83V175L79 174V177H78L79 179L78 180L81 181V183L78 182L79 184L77 183L76 187L74 185L75 188H77V185H80V187L78 186V190H77V192L79 191L77 194L80 195L79 196L80 201H77V202L79 204V207H81V208L83 207V209L85 207L91 208L90 206L92 204L94 205V203H95L93 201H94L95 197H97V194L99 193L97 191L98 189L96 188L97 184L94 182L96 180V177H98L100 182H101V180L105 178L104 177L105 174L107 175V173L104 172L105 168L104 167H103L104 169L101 168L102 167V163H101V166L98 164V163L101 162V159L99 160L100 162H97ZM121 160H124V158L121 159ZM121 160H119L118 162H121ZM128 160L130 161V165L131 166L127 164V162H129ZM165 160H166V158H165ZM48 161H46V162H48ZM111 161L113 163H116V161L114 162L112 160V158H111ZM177 161H180V160L178 159ZM92 162H93V166H90V165H92ZM118 162H117V164H115V165H117V167L114 166L117 169H116V172H114V174L112 175V177L115 175L114 177H116V178L114 179V177H113L114 182L116 183V180L117 181L119 180L122 186H119L120 183H118L119 185L118 184L117 185L114 184L112 186H114V188H115V186H116V188H118L117 190L115 188L116 192L118 190L119 191L121 190L122 193L121 192L120 193L119 192L116 193L115 190L113 189V187H112L113 191L110 190V192L112 191L111 194L109 192V196H110L111 199H109V197H107V198L111 201V202L109 201V203L112 204V207L110 205V208L112 209V211L110 213L108 212L110 214V216L109 215L108 216L112 220H110V219H106L105 220V218H104L103 223H105L104 221L107 222V220H108V223H105V225L106 224H110L109 220H110V222L113 221V217H116V219H119L118 216H120V213H122L121 211H123L122 207H121L122 203L120 202L119 197H124L125 196L130 201H132V202H129V203L140 202V204L141 203L149 204L150 202L154 201V199H157V195H158V191H156L157 189H155L157 186L153 185V182L151 183L153 185V187L150 186V184L144 185L145 182H143V181L148 179V178L143 179V178H139V176H138L139 180L142 181V182L141 181H139V182L142 183L144 186L143 185L140 186L139 182L136 181L138 179L135 180L136 175H137L135 173L138 172V170L135 171V168H133V167L139 165V166H137L138 167L137 169H139V167L142 168L140 166L141 164L134 163L130 159H127V162H121V163H118ZM170 162L172 163L173 161L171 160L169 162H166V161L164 162L163 159H162L159 162V164L161 163L160 165L158 164V166H157L156 163H155V165L157 167H155L156 169L154 168V172L152 170V172L154 173V176L156 177V174L160 175L161 171L165 168V165H168V163H169L168 166L171 167L172 164L176 163V159H175V162H173L171 165H170ZM7 163H9V162H7ZM20 163H21L20 161H17L15 164L11 165V167L5 166V167H8V169H3V171H4L3 173H2V171L0 172V174L2 173L1 176H0V209H1L0 212L5 211V210L9 209L10 207H12L13 204L15 203V201L18 199V198H16L17 195L15 196V193L13 192L14 190L12 189L13 191H11V187H12V182H13V179H14V175H16L15 171H17V169H14V167L16 166V164H20ZM96 163H97V165H96ZM124 163L130 168V170L127 169V167H125L126 165L122 166V165H124ZM132 163H134L136 165H134ZM247 163H249V162H247ZM119 164L122 167H125L127 169L126 172H125V169L122 168L123 172L119 173L120 171H122L121 167L118 168ZM179 164H177L178 167L179 166L183 167V166H181L182 164H184V165L187 164L188 165V163H182L180 165ZM190 164L191 163H189V165ZM63 165H65V167H63ZM191 165H193V164H191ZM177 166H176V169H177ZM193 166H195V164ZM193 166H190V167H193ZM35 167H37V166H35ZM161 167H164V168L161 170ZM262 167H263V164L261 165V168ZM88 168H89V170H88ZM131 168H133L134 171ZM166 168H167V166H166ZM36 169H37V171H39L38 168H36ZM119 169H120V171H119ZM245 169H246V167H245ZM64 170H65V174L64 175H67L68 178L66 176H63ZM87 170H88V172H87ZM139 170H140V173H141L142 169H139ZM213 170H215V169H213ZM227 170L229 172L232 171V169L231 170L227 169ZM132 171H133V173H132ZM35 172H36V170H35ZM220 173H221V171H220ZM231 173H229V174H231ZM229 174L225 172V175H226L225 178L226 179H227V175H229ZM44 175H43V173L41 171L35 173V176L37 177V180H39L38 178H41V176H44ZM138 175H140V174L138 173ZM142 175H144V174H142ZM159 175H157V176H159ZM219 175H221V174H219ZM219 175H217V176H219ZM222 175H224V174H222ZM247 175H248V173H247ZM92 176L95 177V180L93 181V183L95 185L93 183H90V181H89L90 177H91L90 180L93 179ZM63 177L67 178L65 183H64V178ZM144 177H145V175H144ZM191 177H194V176H191ZM231 177H232V175H231ZM33 178H34V176H33ZM43 178L45 179V177H43ZM216 178H217V180H220L219 179L220 176L216 177ZM195 179H193V181ZM228 179H231V178L228 177ZM40 180L38 182H40ZM201 180H202V178H201ZM221 180H222V178H221ZM47 181H48V179H47ZM209 181L212 183L211 179ZM48 182H49V184L51 183L50 180ZM97 182H99V181H97ZM148 182H150V180ZM216 182L217 181H215L214 183H216ZM14 183H13V185H14ZM52 183H51V185H53ZM63 183H64L65 186L63 185ZM66 183H67V185H66ZM198 183L201 184V182H198ZM27 185L29 186V184H27ZM30 185H31V183H30ZM51 185H50V190H51ZM187 185H186V187H187ZM190 185H191V183H190ZM33 186H35V183H34ZM37 186L38 185H36V187ZM201 186H202V189L206 187V186L203 187V185H201ZM247 186H248V184L245 187L246 190H245V188L244 189H239L238 188L239 189L238 191L235 189L236 190L235 192L232 191V193L229 194V195H227L228 194L227 193L225 195V197H222L221 199H219V201L215 200L217 202L213 201L212 204L203 203V204H206V205H203L202 201L200 200V203L197 202L198 204L195 205V207H193V209L195 208V212L192 213V216L194 215V217H193L194 219L190 216L189 217L190 219H188L187 222H186V224L187 223L188 224L187 225L186 224L183 225L185 222L182 224L181 227L183 228V231L189 232L190 234L192 233V235H193L195 233L194 231L198 230L197 227L200 226L199 223L203 224V222H204L206 224H204L202 226L205 227V228L203 227V229H206L204 234H207L206 237H203L204 241L208 240L209 238L212 239V237H213L212 240H214V241L211 242L212 240L209 239L208 241H206L207 243L203 242V243L208 244L207 247L205 245V248H207L206 249L207 253L205 255V258H203L204 257V255H203V257H201L200 259L199 258L196 259L195 262L192 261L193 263H190V264H234V262H236V260L237 261L239 260V262H241V260H244V261H242L243 264H246L245 262H247V264H264V237L262 238L263 239L262 240V239L259 238V235L256 236L254 234V233H258V232L260 233V231H261V233L263 234L261 236H264V220L258 221L256 219V217L258 218L260 216V213L258 214L256 212V208L260 209L261 207L259 208L258 205H257V207L254 205V202L256 204V202L260 201L261 199H263V201H264V194H263L264 190H263L262 193H261V191H256L255 187H253L252 190H249V189L247 190V188H248ZM13 187H15V185ZM36 187H35V189H36ZM190 187L188 186V188H189L188 193H186L187 195L183 194L184 196L189 197V194L191 195ZM237 187H239V186H237ZM261 188H260V190H261ZM193 189H194V186H193ZM197 189L198 188H196V189H194V191H192L193 200H192L191 197H189L188 203L190 202V198H191L192 201H194V197H196L195 196L196 194H193V192H196ZM26 190L28 191V188ZM244 190L247 191V192H245ZM30 191H32V190H30ZM35 191H34V193H35ZM179 194L182 195V193H179ZM31 196H32L31 197L32 200H34L33 199V197H34L33 192H32ZM73 197H72V199H73ZM76 199L78 200V198H76ZM186 199H185L184 202H187ZM257 199H259V200L257 201ZM67 200L68 199H66L65 202H67ZM181 202L183 203V201H181ZM81 203H82V206H80ZM187 204H186V206H187ZM189 204L192 206L191 203H189ZM93 205H92V207H93ZM186 206H185V208H186ZM179 207L180 208H178L176 206L175 207L176 210H174V211L170 210V211H173L172 214L174 216H177V219H178V217L179 218L180 217L181 218L184 217V216L182 217V214L185 211L184 210V206H183V208H182L181 205ZM81 208L79 210H81ZM110 208H108L107 211H109ZM83 209H82V211L85 212ZM85 210H87V208H85ZM166 210H167V212H169L168 209H166ZM260 210H264V209H260ZM254 212H255V214H253ZM77 213H78V216H79L78 220L80 221V225H81L83 223V221L87 218L86 216L84 217V215H86V213L82 214V212H80V211L77 212ZM170 213L171 212H169L168 214L170 215ZM172 214H171V216H172ZM251 215H252V217H251ZM254 215H256V216H254ZM103 216L105 217V215H103ZM108 216L106 218H109ZM101 218H103V217H101ZM101 218L97 219L98 221L101 220V221L98 222V224L100 222H102ZM191 219H193V220H191ZM78 220H76V222ZM189 220H191V221H189ZM232 220L241 221V225L244 227L243 229L246 231L248 237H251V235L253 234L252 235L253 238L252 237L248 238L247 235H246V236H244V238L242 240H239V242H237V247L239 248V246H240V249H239V251H236V254L233 253V255L230 256V257H232L230 259V257L228 258L227 256H224L223 248H225L227 246V244H225V243L227 242V240H229L228 239L229 235H231V236L238 235V231H237L238 229L233 226ZM114 221H117V220H115V218H114ZM90 222H92V220ZM77 223H79V222H77ZM103 223H101V225ZM197 224H199V225H197ZM80 225H79V228H80ZM105 225L103 224L101 226V228L103 229V227H104L105 228L104 230H106L107 232L110 231L111 229L109 227H106ZM99 226H100V224H99ZM99 226H95V228H97V230H98ZM202 226H200L199 228H201ZM95 228H94V230H95ZM108 229H110V230H108ZM162 230L163 229L160 230L157 227H154V228H152L150 230H146V231L143 230L142 231L143 234L141 235V239H139V242H140L141 246L143 247V250L145 251V253H140V254H138L137 257H131V258L127 259L125 261L126 262L125 264H144L145 262L150 264L149 263V262H151L150 258L153 257V255L156 254V253H158V255L162 256L163 259L165 258L164 261H168L167 259L171 257V255L176 250V248L181 246L180 245V241H179L181 233L176 232L177 234L170 235V233H172V232L168 233L165 230H163V231ZM98 231L100 233V231H102V230L100 229ZM180 232H182V231L180 230ZM106 233H104L103 236H105ZM189 233H188V235H190ZM241 233L239 235H241ZM248 233H250V235ZM108 234H109V232H108ZM178 234L180 235L179 238L177 237ZM208 234H209V237L207 238ZM84 237L85 236L83 235V238ZM245 237H247L246 238L247 240H245ZM153 243H154V245H152ZM209 243H210V245H209ZM211 244L213 246H216V249H220V247H223L221 249L223 252L221 253L220 250H217V251H220L219 253H217V251L214 250V247ZM102 246H100V247H102ZM106 246L104 248L103 247L102 248L99 247V250L95 249L93 251H90L91 258H89V259L87 257H86V259H84L83 258L84 255H82L83 256L82 257L83 260L81 259V257L79 259L83 261V264H108L109 262H111L114 259L115 255H116V257H118L117 253H120L118 251H121V249L119 247H117L118 245H116V247L115 246H113V247H108L107 246L106 247ZM217 246H218V248H217ZM0 247H1L0 249L2 250L3 249L2 246H0ZM87 248H85V250ZM251 248L253 249L254 253H253ZM248 249H249V251H247ZM213 251H216V252L214 253ZM2 252H5V251H2ZM248 252L253 254L252 258H251V256H249L250 253H248ZM2 254L3 253L0 252V264H15L16 263V260L13 259L10 255L9 256L13 260H15V263H14V261H11L12 260L11 258L7 259L6 256L8 254L6 255V253H4L6 256L2 255ZM246 254H248V257H250L251 260H248L250 258H248ZM88 255H89V253H88ZM244 256H246V257H244ZM222 257H224V258H222ZM225 257H227V258H225ZM244 258H248V259H244ZM160 259H162V258H160ZM223 259H225V260H223ZM115 261H116V258H115ZM248 261H249V263H248ZM16 264H18V263H16ZM77 264H79V263H77Z\"/></svg>","mask_w":264,"mask_h":264}]
</instances>
